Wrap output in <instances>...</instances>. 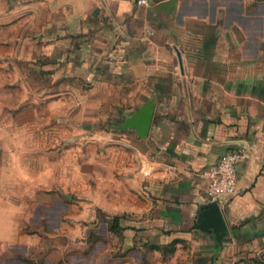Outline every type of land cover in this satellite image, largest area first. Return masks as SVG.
<instances>
[{"label": "crops", "instance_id": "crops-1", "mask_svg": "<svg viewBox=\"0 0 264 264\" xmlns=\"http://www.w3.org/2000/svg\"><path fill=\"white\" fill-rule=\"evenodd\" d=\"M26 1L29 33L35 29L39 40V71L55 88L44 94L52 120L26 124L24 154L31 158L36 144L42 152L50 138L68 145L62 133L70 129L67 153L78 161L80 145L95 154L96 130H123L126 120L151 110L145 137L104 141L105 161L118 157V172L134 173L124 198L136 194L134 205L110 203L104 211L121 229L144 221L169 229L167 241H190L186 264H235L239 253L222 245L225 240L233 246L247 241L251 264H264V0ZM33 129L40 130L39 141ZM237 150L245 156L235 170L236 194L221 209L227 235L218 241L197 234L199 208L207 202L204 171ZM130 159L133 167L126 165ZM145 191L151 193L148 205ZM37 207L44 209L43 220L60 223L61 202ZM23 209L31 205L0 202V241L20 240L25 254L28 236L10 229ZM121 229L104 232L102 243L77 245L68 257L52 251L43 264H176L143 247V234ZM111 238L118 245L107 242Z\"/></svg>", "mask_w": 264, "mask_h": 264}, {"label": "rangeland", "instance_id": "rangeland-1", "mask_svg": "<svg viewBox=\"0 0 264 264\" xmlns=\"http://www.w3.org/2000/svg\"><path fill=\"white\" fill-rule=\"evenodd\" d=\"M27 5L26 0H0V202L17 201L21 205H31V212L29 209L21 210L22 214L13 219L10 227L17 235L28 236L26 245L31 249L24 254V245L20 240L15 243L0 241V264H15L22 259L43 264L52 251L57 255L63 252L68 257L75 252L77 245L86 247L91 243H102L104 232L118 233L121 229L114 216L104 211L105 204L118 206L120 202H127L134 205L136 199L134 193H128V198H124L123 193L135 184L134 173L118 172V157L112 164L103 158L107 157L103 147L107 138L138 136L131 131L118 128L96 130L100 143L95 154L89 153L87 145H80L82 151L78 161H72V154L67 153L72 147L69 143L72 138L70 129L62 133L68 145L56 144L54 138H50L51 144L43 146L42 152L36 144L32 146L31 158L30 153L24 154L25 137L30 130V125L26 124L34 120L39 122L41 118L52 120L48 119L52 115L48 111L51 102L45 100L44 94L55 88V82L39 71V40L35 29L29 33L33 22L29 21L25 11ZM33 131V139L36 133L35 140L39 141L40 130ZM116 147L119 148V145ZM111 165L112 172H109ZM126 165L133 167L135 161L130 159ZM148 184L144 180V186ZM143 196V203L148 205L151 193L145 191ZM52 201L63 205L57 226L43 220L40 212L44 209L37 207L40 204L50 206ZM132 215L126 217L131 220ZM144 223H122L121 231L143 234L144 239L139 242L145 248L159 251V260L175 259L176 264H186L190 259L189 250L194 246L190 241L183 238L167 241L169 229L163 225ZM93 233H99L100 238L94 240ZM198 233L203 234L199 230ZM107 242L114 246L118 245L119 239L111 238ZM222 245L239 253L241 259L236 258L232 263L251 264V245L248 246L247 241L235 242L233 246L225 240Z\"/></svg>", "mask_w": 264, "mask_h": 264}, {"label": "built area", "instance_id": "built-area-1", "mask_svg": "<svg viewBox=\"0 0 264 264\" xmlns=\"http://www.w3.org/2000/svg\"><path fill=\"white\" fill-rule=\"evenodd\" d=\"M147 0H140L138 4H146ZM244 151L237 150L226 154L204 171L206 186L204 194L207 202H215L223 209L236 194L237 165L244 158Z\"/></svg>", "mask_w": 264, "mask_h": 264}, {"label": "water", "instance_id": "water-1", "mask_svg": "<svg viewBox=\"0 0 264 264\" xmlns=\"http://www.w3.org/2000/svg\"><path fill=\"white\" fill-rule=\"evenodd\" d=\"M152 111L139 114L132 120H126L123 130H134L138 136L145 137L150 129ZM195 229L203 233L214 235L218 241L227 235V225L224 221L221 209L215 202H207L199 208Z\"/></svg>", "mask_w": 264, "mask_h": 264}]
</instances>
